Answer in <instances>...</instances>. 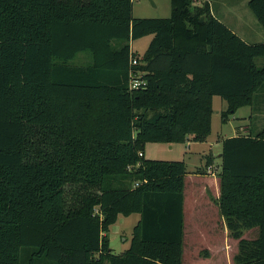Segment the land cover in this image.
<instances>
[{
	"label": "trees",
	"instance_id": "1",
	"mask_svg": "<svg viewBox=\"0 0 264 264\" xmlns=\"http://www.w3.org/2000/svg\"><path fill=\"white\" fill-rule=\"evenodd\" d=\"M191 1L135 19L132 0H0V264H183L187 167L146 159V145L205 142L214 97L234 114L264 84V43L208 5L192 15ZM249 8L264 28V0ZM150 35L137 65L130 43ZM81 53L92 63L72 66ZM43 138L52 154L30 157ZM222 160L237 264H264V129L224 140ZM134 214L131 247L116 255L103 233ZM231 218L260 238L241 239Z\"/></svg>",
	"mask_w": 264,
	"mask_h": 264
},
{
	"label": "rangeland",
	"instance_id": "2",
	"mask_svg": "<svg viewBox=\"0 0 264 264\" xmlns=\"http://www.w3.org/2000/svg\"><path fill=\"white\" fill-rule=\"evenodd\" d=\"M235 1L236 5L233 6L232 0H218V4L216 3L214 6L218 16L221 17L219 11L216 8L225 14L224 18L227 22L228 20H232L234 23L240 24V32L244 30L246 32L248 31V33H254L256 29H252L251 27L245 25L247 22L252 21L255 24L254 28L257 27V29L262 32V34L256 35L252 41L256 43H264V28L259 24L258 20L251 12L249 6L247 5V0ZM191 2L190 12L192 15L196 14L197 8L201 9L203 6H205L198 5L197 0H192ZM232 12L242 15V23L238 21L239 19L236 18V15L232 14ZM172 13V0H139L137 2H133V18L135 19H167L172 16ZM204 18L205 22L206 17ZM189 27L190 29H193L192 26ZM152 39L153 36L150 35L131 42L132 50H134V52L139 55V59H136L135 62L137 65L142 64L143 56L147 52ZM200 41L203 40L200 38ZM120 44L121 43L118 41L113 42L114 47H118ZM91 63V54L81 53L71 62V65L75 67H85ZM255 64L258 68H264V58H256ZM137 75L141 77L142 73H137ZM213 106L214 114L212 116V132L205 142H199L196 145H192L191 148H189L187 143H177L174 145V149L171 150L168 149L169 146L166 144L149 143L146 145L144 150L146 159L187 162L186 164L188 172H192L190 178H194V176L197 175V173L194 174L193 171H198V173L204 176L203 171L206 170V161L200 155L192 156L194 150H200L201 152L206 153H209L210 150H212L216 163L220 164L221 161H219L217 155L221 154L222 146H220V144L217 145L216 140H220L221 138H230L234 134L257 135L264 129V84L257 90L252 106L242 107L234 114L228 112L229 105L227 106V103L219 96L215 97ZM48 138H43L40 142H37L39 146L35 147L34 143L30 142L31 148L27 150L28 155L30 157H37L40 155L47 156L52 154V149L47 145L51 144ZM37 140L38 139L36 138V141ZM206 158H208V156ZM199 180V178H195L196 182L188 180L187 185L191 186L192 183L195 182V185L201 186L200 184L203 183V181ZM139 219V214H134L129 217L120 216L117 223L110 227L108 233H105L109 238L110 248L113 250L114 254L122 255L130 249L133 231L135 226L138 224ZM193 254H195V249H191L190 243L187 242L185 245V264H210L208 261L194 258ZM217 262L218 264H225L223 260H217Z\"/></svg>",
	"mask_w": 264,
	"mask_h": 264
},
{
	"label": "crops",
	"instance_id": "3",
	"mask_svg": "<svg viewBox=\"0 0 264 264\" xmlns=\"http://www.w3.org/2000/svg\"><path fill=\"white\" fill-rule=\"evenodd\" d=\"M198 5H208L210 8V13L213 17L220 20L225 24L230 30L237 34L244 42L248 44H261L253 42L252 40L256 35L262 34V32L254 28L255 24L247 22L245 25L256 29L254 33H248V31L242 30L240 32L241 25L234 23L232 20H225V14L222 13L218 8H216L221 17L218 16L214 6L218 0H197ZM249 1L247 0V5L249 6ZM235 0H232V5L235 6ZM214 3V4H213ZM232 14H235L232 12ZM238 21L242 20V15L235 14ZM248 17V16H244ZM242 23V22H241ZM260 24V23H259ZM235 28H234V26ZM241 33V34H240ZM154 38V35H151ZM153 40V39H152ZM132 45V43H130ZM134 52V50H132ZM213 98V104H214ZM225 101V100H224ZM226 102V101H225ZM227 103V102H226ZM228 106V103H227ZM214 108V106H213ZM214 114V113H213ZM239 128V127H238ZM237 133V131H236ZM239 136L234 134L232 137ZM230 137V138H232ZM228 138H221L216 140L217 145L222 146L223 151V142ZM189 148L192 145H196L199 142H193L191 138L186 142ZM169 150L174 149L176 144H166ZM212 146V145H211ZM201 156L204 158L205 168L203 171L204 176H202L198 171H193L194 178H190L192 172H188L185 177V190H184V240H183V256L182 262L184 263L185 257V245L190 243L191 249H195L194 258L198 260L208 261L210 264H218L217 260H223L225 264H237V258L240 255V239L234 238V231L229 227V219H227L221 211V173H222V152L217 155L220 164L216 163L215 156L213 151L210 150L209 153L201 152L200 150H194L192 156ZM208 156V158H206ZM146 158V154H145ZM190 158V157H189ZM165 161H174V160H165ZM218 162V161H217ZM187 163V162H186ZM185 163V164H186ZM187 167V164H186ZM203 177V178H202ZM195 178H199V181H203L199 185H195ZM195 181L191 186L187 185V181ZM188 194V199H187ZM141 219V217H140ZM139 219V221H140ZM138 221V222H139ZM231 222L239 228L237 231L241 233V239L247 241L258 240L261 236V230L258 226L252 228H242V222L237 218H231ZM103 236H107L103 233Z\"/></svg>",
	"mask_w": 264,
	"mask_h": 264
},
{
	"label": "built area",
	"instance_id": "4",
	"mask_svg": "<svg viewBox=\"0 0 264 264\" xmlns=\"http://www.w3.org/2000/svg\"><path fill=\"white\" fill-rule=\"evenodd\" d=\"M133 2H137L139 0H132ZM146 83L139 77L136 73H132V79L130 81V89L131 90H138L142 85H145ZM140 156L142 154L140 153Z\"/></svg>",
	"mask_w": 264,
	"mask_h": 264
},
{
	"label": "water",
	"instance_id": "5",
	"mask_svg": "<svg viewBox=\"0 0 264 264\" xmlns=\"http://www.w3.org/2000/svg\"><path fill=\"white\" fill-rule=\"evenodd\" d=\"M204 20H205V18H204V17H202L201 23H203V22H204Z\"/></svg>",
	"mask_w": 264,
	"mask_h": 264
}]
</instances>
